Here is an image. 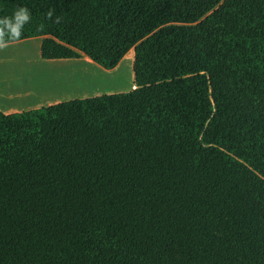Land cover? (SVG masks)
Segmentation results:
<instances>
[{
  "label": "trees",
  "instance_id": "obj_1",
  "mask_svg": "<svg viewBox=\"0 0 264 264\" xmlns=\"http://www.w3.org/2000/svg\"><path fill=\"white\" fill-rule=\"evenodd\" d=\"M17 6L43 59L134 49L136 88L0 112V264H264V0Z\"/></svg>",
  "mask_w": 264,
  "mask_h": 264
},
{
  "label": "crops",
  "instance_id": "obj_2",
  "mask_svg": "<svg viewBox=\"0 0 264 264\" xmlns=\"http://www.w3.org/2000/svg\"><path fill=\"white\" fill-rule=\"evenodd\" d=\"M42 41V37L28 38L0 50L1 113H21L71 100L127 93L136 88L134 75L131 87L121 91L114 89L119 84L110 78L116 71L123 75L126 57L134 63V49L116 68L106 70L85 55L78 59H43Z\"/></svg>",
  "mask_w": 264,
  "mask_h": 264
},
{
  "label": "clouds",
  "instance_id": "obj_3",
  "mask_svg": "<svg viewBox=\"0 0 264 264\" xmlns=\"http://www.w3.org/2000/svg\"><path fill=\"white\" fill-rule=\"evenodd\" d=\"M54 11L49 10L47 18L52 20ZM32 14L26 6H17L11 15L0 16V50L7 49L12 44L18 42L22 36L25 25L30 24ZM63 17L56 16L54 23L60 24ZM45 25L40 24L39 30L43 31Z\"/></svg>",
  "mask_w": 264,
  "mask_h": 264
},
{
  "label": "rangeland",
  "instance_id": "obj_4",
  "mask_svg": "<svg viewBox=\"0 0 264 264\" xmlns=\"http://www.w3.org/2000/svg\"><path fill=\"white\" fill-rule=\"evenodd\" d=\"M124 64L126 66V69L124 73H122L123 75H119L120 74L118 73L119 71H116V73H114L110 77L112 81H115V83L119 84V86L114 88L117 91L126 90L129 87H131L132 84L134 74H133V64L130 57H126V59L124 60Z\"/></svg>",
  "mask_w": 264,
  "mask_h": 264
}]
</instances>
